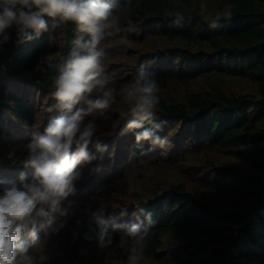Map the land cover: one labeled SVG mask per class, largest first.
Returning a JSON list of instances; mask_svg holds the SVG:
<instances>
[{"label":"trees","instance_id":"16d2710c","mask_svg":"<svg viewBox=\"0 0 264 264\" xmlns=\"http://www.w3.org/2000/svg\"><path fill=\"white\" fill-rule=\"evenodd\" d=\"M203 2H210L206 14L230 8L231 18L209 27L199 15ZM119 3H127L130 14L121 18L119 35L101 44H110L103 49L104 61L122 53L126 59L105 71L118 92L142 66L155 73L160 89L155 123L162 126L157 135L167 137L170 145L164 150L149 141L137 144L135 135L143 129L124 131L121 113L127 103L120 95L102 124L97 121L102 117L89 116L106 151L82 168L65 201L74 209L65 228L47 239L38 230L41 242L33 246L28 241L29 252L38 256L43 251L46 264H60L65 254L67 264H105L114 251L110 264H127L118 253L120 232L112 233L110 249L83 239L97 227L92 213L102 203L105 220L126 208L121 223L139 219L149 227L141 264H264V0ZM177 7L190 17L179 27L168 16ZM51 25L49 19V31L21 46L14 43L15 29H8L11 39L0 45V188L18 183L27 171L26 145L59 115L46 112L54 103L53 81L82 34L71 23ZM120 37L130 43L120 44ZM231 76L246 82L249 90L231 88ZM210 77L214 80L207 88L182 97L164 95ZM216 149L230 151L237 164L221 163ZM169 238L180 244L166 249Z\"/></svg>","mask_w":264,"mask_h":264},{"label":"clouds","instance_id":"9594fccd","mask_svg":"<svg viewBox=\"0 0 264 264\" xmlns=\"http://www.w3.org/2000/svg\"><path fill=\"white\" fill-rule=\"evenodd\" d=\"M199 8L203 22L211 28H216L221 19L231 18L230 8L214 15L206 14L203 3ZM130 11L127 3L121 5L119 0H0V45L11 39L7 32L11 28L15 29V45H24L34 34L49 31V19L53 28L71 23L82 34L73 41L53 81L50 96L54 103L47 106L46 112L59 115L51 118L43 132L34 134L26 145L23 167L27 171L21 173L18 183L0 188V264H46L48 257L43 251L38 256L29 252L28 241L38 245V230L47 239L67 225L74 209L72 202L66 205L65 201L74 193L82 168L107 148L96 136L95 122L87 118H107L118 95L127 103V110L121 113L124 131L143 129L135 135L137 144L149 141L161 149L170 145L167 137L157 135L162 126L155 123L160 102L155 73L142 66L118 92L111 86L113 77L104 68L105 52L100 45L119 35L120 20ZM168 16L173 17L172 24L177 27L190 20L179 7ZM119 43L127 45L130 41L120 37ZM146 124L151 127L146 128ZM104 212L105 205L101 203L92 213L97 227L85 233L83 239L95 241L100 249H110L112 233L120 232L117 248L127 255V264H141L149 227L142 226L139 219L132 224L118 222L127 215L126 208L119 217L108 220L103 218ZM145 219L148 225L153 223L151 213ZM113 256L115 252L109 251L105 264H110Z\"/></svg>","mask_w":264,"mask_h":264},{"label":"rangeland","instance_id":"374dc122","mask_svg":"<svg viewBox=\"0 0 264 264\" xmlns=\"http://www.w3.org/2000/svg\"><path fill=\"white\" fill-rule=\"evenodd\" d=\"M204 3L206 5V8L209 9L210 2H203V4ZM109 46H110V44H108V43H103V44L100 45V47L102 49H105V48H107ZM132 50H135V52H136V50H139V47L137 45H132ZM122 58L126 59V57L124 56L123 53L120 54V55L116 54V57L109 56V57H107L108 60L104 61V67L109 65L111 68H115V67H112L111 65L113 63H115L117 60H120ZM116 66H118V65H116ZM213 80H214V78L210 77V78H207V79H199L197 81H192V82H189L187 84H181L178 88L172 89L171 91H168L167 93H164V95L168 96V93H169L171 96H174V97L175 96L176 97H182L184 94L188 93V91H194V90H198V89H202V88L203 89L207 88L211 84V82ZM227 81H228L229 85L231 86V88H233L234 90H237V91L249 90V86L247 85L246 82L237 81V79L235 77H233V76H231L229 78V80H227ZM105 119H106L105 117H102V118L98 119L97 121L102 124V122ZM167 147L168 146H165L164 150H168ZM215 153L217 155H219L221 163L230 164V165H233V166L235 164H237V162L234 159V157H232V155L230 154V151H228L226 149H216ZM142 159H143V157H142ZM121 221H122V219L119 218L118 222H121ZM179 244H180V241L178 239L169 238L167 240V246L165 248L166 249H169V248L173 249V248H176ZM118 253L120 254V256L122 258L127 259V255L124 252H122V250H121V252L118 250ZM65 256H68V255L67 254L62 255V258L60 259L61 261L57 262V263L67 264V263H65L67 261L64 262V260H66V259H64Z\"/></svg>","mask_w":264,"mask_h":264}]
</instances>
